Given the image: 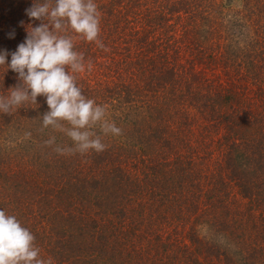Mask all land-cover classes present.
<instances>
[{"label":"trees","instance_id":"1","mask_svg":"<svg viewBox=\"0 0 264 264\" xmlns=\"http://www.w3.org/2000/svg\"><path fill=\"white\" fill-rule=\"evenodd\" d=\"M33 2L0 0L9 63L40 23L26 14ZM94 2L105 48L78 36L74 45L101 77L74 75L121 134L102 136L100 153L60 154L56 146L72 141L43 127L45 97L0 113V210L33 233L52 264H264V0ZM184 40L200 63L220 61L251 80L261 110L235 82L216 86L182 69ZM19 83L0 67V95ZM212 145L223 152L210 172ZM236 194L247 208H232ZM176 223L190 225L191 245L172 239Z\"/></svg>","mask_w":264,"mask_h":264},{"label":"clouds","instance_id":"2","mask_svg":"<svg viewBox=\"0 0 264 264\" xmlns=\"http://www.w3.org/2000/svg\"><path fill=\"white\" fill-rule=\"evenodd\" d=\"M26 14L40 23L29 25L25 41L10 54V63L9 52H0V67L17 73L20 81L7 95H0V113L10 115L28 103L38 105L37 98L43 96L49 108L42 116L43 127L63 132L72 141L71 147L56 146V152H103L107 146L102 136H118L121 129L107 118L104 106L83 94L74 75L85 70L84 56L75 50V36L105 48L99 39L97 4L94 0H34ZM55 139L46 144L53 145ZM35 239L15 215L0 210V264H52L51 259L41 258Z\"/></svg>","mask_w":264,"mask_h":264},{"label":"rangeland","instance_id":"3","mask_svg":"<svg viewBox=\"0 0 264 264\" xmlns=\"http://www.w3.org/2000/svg\"><path fill=\"white\" fill-rule=\"evenodd\" d=\"M188 41H180L178 43H176V48H178V53H179V58H178V62L181 63L182 65V69L183 68H189L187 72L189 71H196V72H200V75L207 79V81H212L214 83V85L218 86L220 83H224L225 85L231 84L233 82H235L238 85V89L240 90V92L242 94H244V97L246 99V101L248 103L251 102L250 105L247 104V106L250 107V109H252L253 111H257V110H261V107H259L260 104L255 103L256 102V98L253 97L254 93L257 89L256 85H253L251 80H240L238 81V77L236 76L235 72L232 71L231 69L229 70L228 68L225 67V64H223L220 61H213L210 62L208 60H203L202 63H200V61L198 59H195V56H190L191 52L187 51L186 47L184 46ZM193 67L194 69L190 68ZM100 67V66H99ZM92 68V69H91ZM90 69H87V67H85V70L83 72H81L82 76L85 77H91V76H98L99 78L100 76V68H98L97 66H92ZM89 70V71H87ZM105 70V69H104ZM250 89H253L254 91L250 92ZM246 94L249 97H253L252 100H248L246 98ZM199 119V123H201V118L199 117V115H197V117H191L190 122L192 123L191 126L193 128H195V133H199V129H197L196 123L195 121ZM204 121V120H203ZM213 132L212 135L216 136V132L215 131H211ZM211 134V133H210ZM218 138H221V132L219 133V136H217ZM196 138V135H195ZM218 146L212 145L208 148L209 152H212V156L209 155V158L207 159V163L204 165L205 169H209L210 172L213 171H219L220 167H218V163L220 162V159L222 158V148L217 149ZM220 150V151H219ZM206 154V153H205ZM219 158V159H218ZM232 191V195L235 194V192L231 189ZM236 199L233 200V207L232 208H240L241 210L247 208L248 205V200L247 199H243L241 196H238L236 194ZM175 228H177L178 233H175ZM190 229V225L187 226H183L181 224H175L172 225L170 227H168V230L170 232L174 231V234H172V239L176 240L179 239V241L183 242H187L190 244L188 237V230ZM204 233V232H201ZM155 251V250H154ZM154 251L150 252L152 254ZM157 254V252H156Z\"/></svg>","mask_w":264,"mask_h":264}]
</instances>
